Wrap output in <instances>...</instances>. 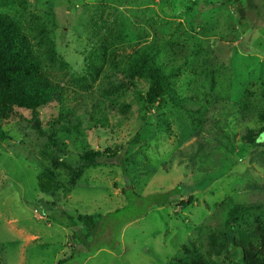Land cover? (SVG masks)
Instances as JSON below:
<instances>
[{
    "label": "rangeland",
    "instance_id": "rangeland-1",
    "mask_svg": "<svg viewBox=\"0 0 264 264\" xmlns=\"http://www.w3.org/2000/svg\"><path fill=\"white\" fill-rule=\"evenodd\" d=\"M0 10L36 15L77 77L96 53V31L121 54L154 43L160 63L181 66L178 93L190 110L167 100L150 109L148 82L108 70L75 104L85 136L56 152L75 169L88 149L105 155L75 186L57 171L66 190L50 195L38 179L51 165L42 153L56 149L31 127L30 111L17 110L4 123L12 148H0V264H57L72 254L66 264L191 263L184 246L205 264H243L230 238L256 235L264 216V134L256 146L242 140L264 126V0H17ZM110 82L125 87L108 98ZM40 113L48 132L58 105ZM92 118L108 124L89 127ZM146 124L154 136L130 148ZM237 206L249 210L238 222Z\"/></svg>",
    "mask_w": 264,
    "mask_h": 264
},
{
    "label": "trees",
    "instance_id": "trees-1",
    "mask_svg": "<svg viewBox=\"0 0 264 264\" xmlns=\"http://www.w3.org/2000/svg\"><path fill=\"white\" fill-rule=\"evenodd\" d=\"M16 4L17 0H0V9L14 7ZM38 20L34 14H23L18 18L17 14L0 10V148L3 149L6 145L12 148V139L4 129V123L16 117L17 110L30 111L31 127L37 134L47 138L48 147L56 149L54 153H42L51 163L38 179L42 193L50 195L61 189L66 190V186L56 177L57 171L64 170L70 176V184L75 186L82 178L84 169L97 166L99 159L105 155L88 149L80 157L82 166L75 169L61 160L56 152L67 153L65 140L78 141L85 136V118L76 113L75 104L94 90L108 70L122 73L131 81L148 82L149 88L143 98L148 108L153 109L157 105L161 108L167 100L189 116L190 110L184 106V99L178 93L181 66L167 67L160 63L161 52L154 43H140L132 48L131 53L121 54L111 38L96 31L92 39L96 45V53L93 58L88 59L86 71L77 77L71 72L69 64L60 59L49 31L39 25ZM124 87V84L110 82L104 93L110 98L119 95ZM53 103L58 105L59 114L46 132L40 110ZM260 119L264 122V113ZM99 123L103 127L108 124L106 118H92L89 127ZM160 124L164 132L169 135L172 133L171 121L167 116L160 117ZM263 134L264 126L258 132L248 129L242 140L256 146ZM153 136L152 125L146 124L129 141V147L144 145ZM118 153L116 151L111 157ZM125 163H130L128 158H125ZM247 211L249 210L237 206L233 209L231 218L238 222L242 212ZM242 222L246 223L244 217ZM254 222L257 225L256 235L243 231L238 237L230 238L233 247L242 251L243 264H264V216L258 217ZM191 248L183 247L184 255L191 256V263H185L184 258H175L173 264H205L202 255L194 247ZM72 258L73 254L65 256L57 264H66Z\"/></svg>",
    "mask_w": 264,
    "mask_h": 264
}]
</instances>
